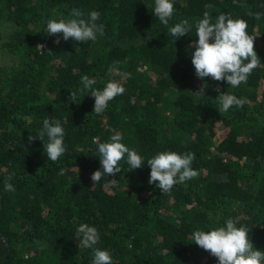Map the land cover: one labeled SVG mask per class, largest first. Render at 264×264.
Here are the masks:
<instances>
[{"label":"trees","instance_id":"16d2710c","mask_svg":"<svg viewBox=\"0 0 264 264\" xmlns=\"http://www.w3.org/2000/svg\"><path fill=\"white\" fill-rule=\"evenodd\" d=\"M173 4L168 27L193 25L175 41L154 15L155 0H0V264H90L92 249L75 236L80 223L98 229L96 247L114 264H216L192 234L228 218L264 251V0ZM73 8L98 11L104 36L83 43L61 33L57 44L46 34L49 19H70ZM205 11L213 23L220 13L243 19L256 36L261 63L237 88L195 75L192 42ZM83 75L97 78L94 87L115 80L126 91L98 115L90 94L68 100ZM217 88L243 98V107L220 115ZM45 118L65 129L59 163L47 160L43 141L28 142ZM117 132L145 165L129 170L125 156L109 177L114 186L105 177L93 187L100 168L93 139L108 142ZM162 151L194 152L198 177L162 194L148 183L146 163ZM12 173L15 192L4 188Z\"/></svg>","mask_w":264,"mask_h":264},{"label":"clouds","instance_id":"9594fccd","mask_svg":"<svg viewBox=\"0 0 264 264\" xmlns=\"http://www.w3.org/2000/svg\"><path fill=\"white\" fill-rule=\"evenodd\" d=\"M237 3L238 0H233ZM154 15L166 27L174 15L173 0H155ZM259 19L262 13H249ZM70 19H49L46 27V34L57 36L56 43H60L59 34H63V40L70 38L78 42H95L99 36H104V25L98 24L100 18L98 11H91L87 15L78 8H73ZM193 25L188 19H183L173 26L168 27V33L174 38L190 33ZM248 25L243 19H233L231 14L220 13L215 22H212L210 14L205 11L203 18L195 23V34L198 39L192 42L195 51L191 55V61L195 68V75L203 80L211 77L215 81H226L229 87L237 88L241 83H247L252 71L258 67L261 60L254 49L256 36H250L246 29ZM40 49L44 45H37ZM191 46V45H190ZM119 63V62H116ZM109 72L113 68L108 69ZM124 77H131V73H123ZM82 85L78 90H70L68 100L78 102V92H86L94 97L93 111L102 114L109 106V102L116 96L123 95L125 87L115 81L109 80L103 88L94 87L97 84L96 77L83 75L80 79ZM205 85L194 93L204 94ZM219 108L220 115L227 113L230 109H241L245 103L243 98L226 91L220 92ZM65 129L61 123L43 120V127L38 134L29 135L28 142L32 143L37 138L43 141L44 154L47 160L59 163L61 157L67 152L65 145ZM46 137V140H45ZM120 133L113 134L108 142H100L93 139L96 144V155L100 160V168L91 174L93 187L103 178L107 177V186H114L117 173L122 171L120 162L125 159L129 170L142 168L145 165L144 158L134 149H130L121 142ZM194 152L179 154L173 151H162L147 160L150 166L148 183L155 184L162 194H169L177 184H183L198 177L199 172L191 167L195 160ZM65 169L61 168L59 175L63 176ZM15 173L6 177L4 188L6 191L15 192V186L10 183ZM249 229L246 226H236V222L228 218L224 226L213 228L210 231L196 230L192 234V240L210 255L217 258L216 264H261L264 261V251L256 249L249 239ZM76 240L83 248L92 249L93 255L90 264H114V261L107 250L96 247L100 241V232L94 226L87 223H80L76 228Z\"/></svg>","mask_w":264,"mask_h":264}]
</instances>
